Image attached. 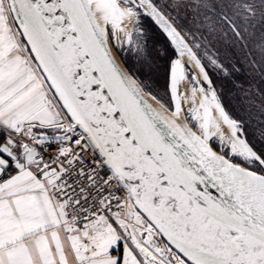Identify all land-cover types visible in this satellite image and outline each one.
Wrapping results in <instances>:
<instances>
[{
	"label": "snow or ice",
	"instance_id": "obj_1",
	"mask_svg": "<svg viewBox=\"0 0 264 264\" xmlns=\"http://www.w3.org/2000/svg\"><path fill=\"white\" fill-rule=\"evenodd\" d=\"M144 20L163 94L112 54ZM221 43L264 67V0H0V264H264V140L218 96Z\"/></svg>",
	"mask_w": 264,
	"mask_h": 264
},
{
	"label": "trees",
	"instance_id": "obj_2",
	"mask_svg": "<svg viewBox=\"0 0 264 264\" xmlns=\"http://www.w3.org/2000/svg\"><path fill=\"white\" fill-rule=\"evenodd\" d=\"M143 25L146 29L144 53L126 52L120 53V57L128 71L154 92L163 94V68L171 55L170 47L150 20H144ZM218 48L221 63L227 70H210L218 96L229 114L242 121L249 139L260 147V141L264 140V67L260 66L259 54H253L254 65L245 51L236 46L221 43ZM166 51L168 55H165Z\"/></svg>",
	"mask_w": 264,
	"mask_h": 264
},
{
	"label": "rangeland",
	"instance_id": "obj_3",
	"mask_svg": "<svg viewBox=\"0 0 264 264\" xmlns=\"http://www.w3.org/2000/svg\"><path fill=\"white\" fill-rule=\"evenodd\" d=\"M143 23V22H142ZM112 49L114 50V52L116 53V55H117V57L121 60V62L123 63V61H122V59H121V57H120V53L121 54H125L126 52H131V53H134L132 50H130L129 49V47H128V45L127 44H125L122 48H120V49H117L116 47H112ZM123 65L125 66V64L123 63ZM125 68H126V66H125ZM224 69H225V67H224ZM126 70H127V68H126ZM220 70V69H219ZM226 70V69H225ZM220 71H222V70H220ZM222 72H225V71H222ZM226 72H227V70H226Z\"/></svg>",
	"mask_w": 264,
	"mask_h": 264
},
{
	"label": "water",
	"instance_id": "obj_4",
	"mask_svg": "<svg viewBox=\"0 0 264 264\" xmlns=\"http://www.w3.org/2000/svg\"><path fill=\"white\" fill-rule=\"evenodd\" d=\"M112 54H113V56L115 57L117 63H118L122 68L126 69L125 66L123 65V63L121 62V60H120L117 56H115V54L113 53V51H112Z\"/></svg>",
	"mask_w": 264,
	"mask_h": 264
},
{
	"label": "bare ground",
	"instance_id": "obj_5",
	"mask_svg": "<svg viewBox=\"0 0 264 264\" xmlns=\"http://www.w3.org/2000/svg\"><path fill=\"white\" fill-rule=\"evenodd\" d=\"M112 51H113V53L115 54V56H117L113 49H112Z\"/></svg>",
	"mask_w": 264,
	"mask_h": 264
}]
</instances>
